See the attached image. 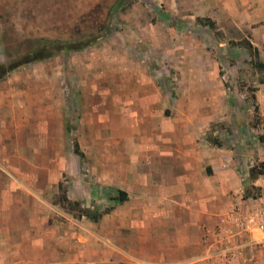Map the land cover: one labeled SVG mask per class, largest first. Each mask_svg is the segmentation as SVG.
Returning a JSON list of instances; mask_svg holds the SVG:
<instances>
[{"label": "crops", "instance_id": "0c3cea01", "mask_svg": "<svg viewBox=\"0 0 264 264\" xmlns=\"http://www.w3.org/2000/svg\"><path fill=\"white\" fill-rule=\"evenodd\" d=\"M233 1L214 3L231 12ZM79 54L71 61L86 58ZM108 59H101V75L80 81L79 110L71 107L77 80L59 60L22 71L19 82L15 72L0 82V264H224L217 233L228 228V213L247 203L248 185L262 181L251 178L253 153L223 149L206 137L218 110H168L160 86L150 92L148 77L134 78V70ZM115 72L117 80L110 76ZM196 78L199 83L194 72L192 91ZM115 81L113 96L104 84ZM89 83L100 85L95 95ZM69 117L79 120L77 130L99 139L92 160L78 143L92 162L85 175L100 186L71 177ZM64 174L71 177V202L93 209L89 199L98 195L99 221L58 219L50 200ZM251 239H235L236 264H264V249L249 246Z\"/></svg>", "mask_w": 264, "mask_h": 264}, {"label": "rangeland", "instance_id": "374dc122", "mask_svg": "<svg viewBox=\"0 0 264 264\" xmlns=\"http://www.w3.org/2000/svg\"><path fill=\"white\" fill-rule=\"evenodd\" d=\"M230 3L231 12L222 10L214 0H0V65L7 61L6 48L13 53V59L18 51L24 50L29 39L80 40L91 35L97 42L83 51L86 58L71 61L70 56L76 53H61L53 59L19 68L15 80L19 82L22 71L36 66L51 67L50 63L59 60L65 65L67 75L77 80L71 107L79 110L84 92L80 81L99 76L103 69L101 59L108 56L111 66L120 63L125 71H135L134 78L148 77L152 81L150 92L154 85L160 86L170 106L168 110H218L220 115L206 137L223 149L238 152L248 149L256 159V166L264 163V84H260L264 72L252 66L250 53L239 42L249 38L259 48L264 61V18L261 19L264 0ZM198 18L214 21L221 38ZM104 28L111 32L107 35V31L101 38L100 31ZM123 45L125 52L119 56L117 49ZM194 72L199 81L196 78V91L190 88ZM110 76L117 80L118 72ZM116 82L104 87L115 94ZM89 86L88 93L95 95L93 91L97 92L100 85L89 83ZM78 124L76 117L70 118L69 126L74 130H68L66 149L67 154H72L71 177L87 179L95 185L97 179L85 174L92 169V157H99V139L90 135L92 131L77 130ZM80 141L90 161L86 158L81 161L78 156L72 159L74 144ZM106 150L108 158L110 154ZM108 150L114 149L108 147ZM64 175L62 183L67 190L71 177ZM96 184L100 186L99 182ZM253 186L249 184L247 188L255 194ZM75 191L78 193L79 189ZM61 199L59 193L50 200L60 210L58 219L84 222L79 209L70 210ZM89 200H93V209L100 207L95 203L98 195Z\"/></svg>", "mask_w": 264, "mask_h": 264}, {"label": "trees", "instance_id": "16d2710c", "mask_svg": "<svg viewBox=\"0 0 264 264\" xmlns=\"http://www.w3.org/2000/svg\"><path fill=\"white\" fill-rule=\"evenodd\" d=\"M121 2V1H120ZM119 7V5H118ZM198 21L202 24H209L210 28H212L216 34L221 38V32L216 26V23L212 21L210 18H198ZM108 31V32H107ZM110 34L111 30L109 28L101 29V38L105 35ZM100 39V38H99ZM97 40L94 39L93 36L87 35L86 37L81 38L80 40H59V39H47V38H33L29 39L27 46L24 50L18 51V54L15 58H11L12 54L5 49L6 59L5 63L0 65V81L5 80L10 74L18 70L19 68L29 65L31 63H38L53 59L59 56L61 53L71 54V53H80L85 51L87 48L92 47ZM242 47H244L252 57V66L254 68H260L264 72V61L261 58L260 50L257 46H255L249 38L244 39L239 42ZM260 84H264V78L260 82ZM258 109V108H257ZM74 152L82 159H85V154L82 151L80 144L75 142L74 144ZM251 178L255 181L259 176L264 175V163L258 164L254 166L250 170ZM254 187V186H253ZM60 193L61 200L66 205L70 207V210H73L71 207H77L80 211V218L86 217L94 222H97L101 219L103 213L98 209H87L83 208L81 202H71L67 196V190L64 185L60 184ZM257 193L253 194L250 188H246L245 197L248 198L250 196H254ZM127 194L124 192H120L119 200L121 202L126 201ZM107 212V211H106Z\"/></svg>", "mask_w": 264, "mask_h": 264}, {"label": "built area", "instance_id": "2783aa9c", "mask_svg": "<svg viewBox=\"0 0 264 264\" xmlns=\"http://www.w3.org/2000/svg\"><path fill=\"white\" fill-rule=\"evenodd\" d=\"M261 180L258 181L261 184L254 185L257 194L245 197V205L235 206L227 215L228 228L220 229L217 233L224 264H236L239 253L234 241L244 235L253 236V239L249 240V246L264 249V175Z\"/></svg>", "mask_w": 264, "mask_h": 264}]
</instances>
